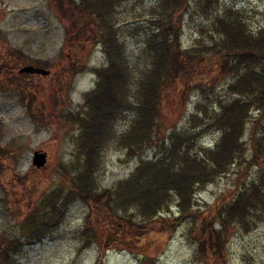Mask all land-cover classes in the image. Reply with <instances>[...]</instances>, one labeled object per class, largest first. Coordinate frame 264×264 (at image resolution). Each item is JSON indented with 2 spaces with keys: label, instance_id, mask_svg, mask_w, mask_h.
<instances>
[{
  "label": "rangeland",
  "instance_id": "1",
  "mask_svg": "<svg viewBox=\"0 0 264 264\" xmlns=\"http://www.w3.org/2000/svg\"><path fill=\"white\" fill-rule=\"evenodd\" d=\"M77 3L78 0H0V234L21 239L10 261L12 264H209L195 253L196 242L187 232L186 222L171 235L163 231L161 218L177 214L174 202L150 224L143 222V228H137L143 220L139 215L136 224H132L127 220L132 210L117 209L115 213L107 201L116 184L134 171L140 159L154 157L161 140L173 129L200 126L202 108L217 107L220 99L232 98L227 96L226 88L233 78L210 72L211 67L201 69L198 75L209 84V99L197 89L185 96L180 89L182 85L175 80L174 84L165 85L156 133L142 154L128 155L114 142L106 144L100 167L94 172L96 200L88 203L75 200L59 226L39 241H31L23 233L22 220L27 213L57 186L65 188L68 177L81 170L83 157L76 154L79 124L75 117L67 116L84 108V96L96 84L95 69L106 64L97 36V19L77 14L74 10ZM159 4V0H123L116 6L113 21L135 72L149 65L146 42L153 30L149 20ZM230 8L241 15L250 30L255 32L264 27V0H217L207 13L193 4L181 17V48L191 49L200 40L207 42L210 23ZM28 64L49 73H18L20 67ZM23 91L25 101L20 100ZM26 103L38 111L32 115ZM251 113L253 118L258 115L256 110ZM193 115L198 119H193ZM131 118L130 112L118 117L115 129L126 130ZM251 129L249 121L244 136L247 143ZM217 138L218 132L208 130L197 144L212 147ZM34 150L46 153V162L41 167L32 165ZM249 156L250 150L241 164H235L226 175L200 189L194 197L196 208L202 210L238 186L239 172L247 166ZM248 168L249 178L257 173L255 164ZM20 178L25 180L20 183ZM93 234L96 236L92 237ZM225 246L224 259L217 260V264H264V213L251 231L233 229Z\"/></svg>",
  "mask_w": 264,
  "mask_h": 264
},
{
  "label": "trees",
  "instance_id": "2",
  "mask_svg": "<svg viewBox=\"0 0 264 264\" xmlns=\"http://www.w3.org/2000/svg\"><path fill=\"white\" fill-rule=\"evenodd\" d=\"M121 1L78 0L74 7L77 14L97 19V36L106 56V64L95 69L96 84L86 92L84 108L67 116L75 117L79 124L76 154L83 157L81 170L68 177L65 188L57 186L46 194L23 218L21 229L27 239L39 241L59 226L75 200H96L94 172L100 167L106 144L114 142L128 155L142 154L153 142L165 85L175 80L185 96L197 89L209 99V84L198 75L201 69L211 67L210 72L233 78L226 88L232 98L220 99L217 107L202 108L200 126L173 129L161 140L154 157L140 159L134 171L116 184L107 204L115 213L117 209L132 210L127 220L136 224L139 215L143 220L136 226L143 228V222L150 224L174 202L177 214L161 218L163 231L171 235L186 222L187 232L196 242L195 253L209 264H217L224 259L232 230L251 231L264 213V27L250 30L230 8L210 23L207 42L200 40L193 48L182 49V15L193 4L207 13L217 0H159L155 7L159 9L149 20L153 30L146 42L151 59L147 67L135 72L113 21ZM20 100L25 101L24 91ZM26 107L32 115L38 111L31 103ZM252 110L258 113L254 118ZM127 112L132 113L128 128L118 132L116 120ZM249 121L252 129L247 143L244 136ZM208 130L218 132V138L212 147L198 145ZM248 150L250 156L239 172L238 186L202 210L196 208L195 194L241 164ZM251 163L258 170L249 178ZM20 179V183L25 180ZM4 235L0 234V264H12L10 256L21 239Z\"/></svg>",
  "mask_w": 264,
  "mask_h": 264
},
{
  "label": "water",
  "instance_id": "3",
  "mask_svg": "<svg viewBox=\"0 0 264 264\" xmlns=\"http://www.w3.org/2000/svg\"><path fill=\"white\" fill-rule=\"evenodd\" d=\"M18 73L47 75L49 70L34 65H24L18 69ZM32 165L41 167L46 162V153L42 150H34Z\"/></svg>",
  "mask_w": 264,
  "mask_h": 264
},
{
  "label": "bare ground",
  "instance_id": "4",
  "mask_svg": "<svg viewBox=\"0 0 264 264\" xmlns=\"http://www.w3.org/2000/svg\"><path fill=\"white\" fill-rule=\"evenodd\" d=\"M28 65H30V64H28Z\"/></svg>",
  "mask_w": 264,
  "mask_h": 264
}]
</instances>
